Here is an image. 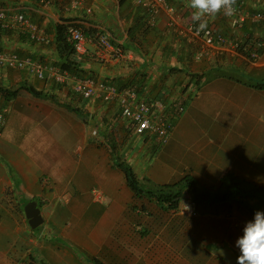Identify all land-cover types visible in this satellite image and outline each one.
<instances>
[{"label": "crops", "instance_id": "crops-1", "mask_svg": "<svg viewBox=\"0 0 264 264\" xmlns=\"http://www.w3.org/2000/svg\"><path fill=\"white\" fill-rule=\"evenodd\" d=\"M45 1L50 4L45 5L43 0H0L1 7L12 15L24 13L51 38L49 43L37 42L11 27L1 39L4 51L68 72L60 68L56 38L68 24L76 23L88 40L86 52L74 55L82 63L85 77H98L119 87L136 88L148 98L162 99L167 113L174 112L178 105L184 107L172 120L170 136L175 129L180 136L192 134L187 126L197 121V113L185 111L204 93L224 99L232 107L241 103V96L246 98L240 105L247 104L245 109L230 114L239 116L236 122L242 123L246 115L256 111L255 120L262 125H250L249 129L252 134L264 135V51L255 62L233 51H215L197 59L195 54L202 43L177 33L192 22L189 0H167L174 11L161 10L151 26L133 0H85L75 7L70 0ZM261 4L264 1L247 0L246 7L253 10ZM216 20L220 32L230 33L222 14ZM246 30L250 36L260 31L250 25ZM98 33L108 34L123 47V56H99ZM44 74L40 78L26 69L0 67V88L12 93L7 99V93L0 90V108L6 110L0 155L8 161L0 166L8 167L9 185L19 199L35 200L44 219L39 228L30 227L31 232H25L24 225L14 228L5 221L0 223V230L10 237L0 243V264H237L240 251L236 240L254 218L251 208L264 209L261 199L234 193L231 200L199 201L194 217L170 214L173 209L160 207L152 196L136 197L115 165L117 160L127 162L145 188L175 182L186 173L157 179L153 167L164 145L156 149L152 137L132 133L115 103L82 98L71 84L49 77L46 70ZM28 86L55 97L35 96L26 89ZM100 119L111 123L115 135H120L117 139L121 147L113 149L102 142V136L96 140L92 137L90 124ZM184 147L187 157L189 153L200 155L196 146ZM258 157L264 164V146L258 147ZM186 169L192 170L188 161ZM207 172L200 175L203 183L196 180L200 188H216L227 173L214 179L207 177L214 174L213 169ZM235 172L239 178L254 181V177L237 169ZM260 174L264 177V170ZM95 189L103 193L105 201L95 200ZM63 195L68 200L64 202L69 204L67 209L58 206ZM188 196L191 194L182 198ZM81 205L95 216L93 221L82 229L65 228L70 216H81ZM11 231L20 234L12 238ZM63 238L68 244H62ZM20 253L23 261L16 262Z\"/></svg>", "mask_w": 264, "mask_h": 264}, {"label": "built area", "instance_id": "built-area-1", "mask_svg": "<svg viewBox=\"0 0 264 264\" xmlns=\"http://www.w3.org/2000/svg\"><path fill=\"white\" fill-rule=\"evenodd\" d=\"M75 7L85 0H70ZM264 1V0H262ZM45 5L49 1L43 0ZM133 2L142 8L146 15V21L151 26L156 23V15L161 10L173 12V6L166 0H133ZM250 10L247 6V0H236L235 13L232 16L222 15L227 19L230 26V33H222L215 24V18H208V26L204 30H198V24L189 23L185 27L177 29L180 36L190 38L191 42L198 40L202 43L197 50L195 57L206 58L212 52L233 51L241 54L245 59L255 62L260 58L264 51V5ZM218 17V15H217ZM246 25L259 28L260 31L250 36L245 34ZM0 26L4 29L16 27L25 33L30 40L49 43L51 38L36 23L26 17L24 13H10V10L0 6ZM64 37L67 43L74 49V55L79 57L86 52L87 37L83 29L76 23L67 25L64 31ZM97 53L99 56L109 55L110 57L120 58L123 56V48L111 36L106 33L97 34ZM0 67L26 69L36 73L38 77L43 78L44 71L51 78L59 82L69 83L72 90L82 98H102L106 102L115 103L120 117L128 122L132 133L152 137L155 146L165 145L170 138L172 129V120L175 116L184 111L182 105L175 107L174 112L167 113L162 99H152L145 96L139 90L133 87L120 88L108 81L94 79L91 77H75L69 72L56 70L53 66L42 65L33 61L29 57H21L16 52L0 51ZM72 82V83H71ZM166 112V113H165ZM6 110L0 108V135L6 123ZM96 132L93 131V134ZM95 200L103 202L105 197L100 190H93ZM185 205L189 210H184ZM195 201L191 196L181 199L177 208L172 212H180L187 216H196Z\"/></svg>", "mask_w": 264, "mask_h": 264}, {"label": "rangeland", "instance_id": "rangeland-1", "mask_svg": "<svg viewBox=\"0 0 264 264\" xmlns=\"http://www.w3.org/2000/svg\"><path fill=\"white\" fill-rule=\"evenodd\" d=\"M174 72L178 73L177 71ZM94 78L100 79L98 77ZM245 79L248 80L247 77H245ZM64 90L67 91L68 89L65 88ZM240 101L241 103L238 106L234 105L232 107L230 104H226L224 99H221L219 97L211 98L210 95L204 93L200 94L196 102L190 103L187 107V110L185 111V114L197 113V121H195V123H190V125L187 126V128L192 130V134L186 137L183 135L180 136L178 129L174 130V134L170 136V142L164 145L165 149L162 150L158 163L153 167V171L157 179H166L172 176L178 177L180 173L185 172L186 174L193 176L196 180L202 182L200 180L202 179L200 175L204 173H209L207 172V170L213 169L214 174L211 176L207 175V177H212L216 179L218 178L217 175H221L224 171H226V174H228L229 176L234 177L236 176L235 170L237 169V172L240 171L242 173H245L247 177H254V181H249L245 178H240L241 180H245L246 183L249 182L250 186H253L254 188L261 187L264 189V177L263 174H260L261 171L264 170V164L263 162H261V157H258V147L264 146V135L252 134V130L249 129L250 125L257 127V125L262 124L257 123V121L255 120L257 118V115H254L253 113H256V111H253V113L250 112V114L246 115L245 119L242 120V123L236 122L239 116L237 118L232 117L233 115L230 114V111L231 113L233 112V114L235 113V111L241 113L242 109H245L247 104H245V106H240L242 102L246 101V98H244L243 96H241ZM181 102L183 101H180L179 103ZM254 104H252L251 107L256 108L255 105L257 104ZM235 107H237L236 110H234ZM115 119L118 118L115 117ZM213 123H216L214 125L217 126L216 128H212L214 127L213 125H211ZM119 128L120 126H117V129ZM93 130L96 132V134L94 135L92 134ZM89 131L93 135L92 137L94 139L96 137H100V139H102L103 137L104 140L102 142H106L113 149H117L118 147L122 146V144L118 142L117 139L118 137L120 138V135H115L116 131L113 130V126L111 125V123H106V120L103 121L100 119L94 122L93 124H90ZM184 145L196 146V148H198L200 152V155L195 156V153H189L187 157V154L185 155L186 147H184ZM156 147V149L159 148V146ZM156 154H158V152ZM240 157L241 160L239 159ZM186 161H188V164L192 170H183ZM2 162L5 165H7L8 163L4 156L0 155V164ZM245 171L250 173H247ZM138 173H140L139 170ZM226 174H224L223 177ZM15 176L18 180L19 175L18 177L17 174ZM9 179L10 178L8 176V167L0 166V223L5 221L13 225L14 228L21 227L17 226L18 224L24 225L25 232H31V228L28 224V221L24 216V206L22 204L24 201H21L19 199L18 194L12 187L13 185H9ZM246 183L244 185L245 187H247ZM233 188L234 190L239 189L237 185H234ZM239 191L237 193L245 195V192H241V190ZM189 192L190 189L185 188L182 193V196L184 194H188ZM224 192L229 193L230 191L220 190L216 193L212 191L211 198L208 202L212 203L214 201H222V198H224L225 196ZM258 195H260V197L264 199V193H259ZM229 197L230 198L228 199L231 200V196ZM58 201H60V205H58L60 208H68L69 204L67 205V203H64L68 201L67 199H65V195H63V198ZM83 202L85 203V201L83 200L81 204ZM61 203L65 205L63 206V204L61 205ZM78 207H81V216H70L68 220L64 222L65 228L82 229L84 228V226L88 225V222L91 223L93 221L94 215H89V212L86 213V211L83 210L82 205ZM170 214L183 216L186 215L180 212L176 213L174 211ZM18 234L20 233L11 231L10 235L12 236V238H14ZM9 239L10 237H6V234H4L2 230H0L1 245H3L2 241H7ZM61 242L62 244H68V242H65V238H63ZM76 249L79 248L77 247ZM14 260L16 262L23 261L22 253H20Z\"/></svg>", "mask_w": 264, "mask_h": 264}, {"label": "trees", "instance_id": "trees-1", "mask_svg": "<svg viewBox=\"0 0 264 264\" xmlns=\"http://www.w3.org/2000/svg\"><path fill=\"white\" fill-rule=\"evenodd\" d=\"M9 31L11 30L1 28L0 26V51L4 50L1 44L2 36H4L6 33H9ZM244 31H247L246 28ZM56 44H57V47L60 53V68L74 75H77L78 77H85L84 68L82 66V63H80V61L74 57L73 46L66 42L64 33L63 34L61 33L59 36H57ZM91 78H94V77H91ZM120 88H123V87H120ZM26 89L30 93L38 97H51V98L55 97L53 94H49L41 90H37L33 86H28ZM0 90H2V93H5V94L7 93L6 94L7 99L11 97L12 93L10 89L0 88ZM115 165L123 172L128 188L133 192V194L136 197H141L142 195L152 196L155 198L157 204L162 208H167V209L177 208L181 201L182 193L185 190V188L190 189V194L193 200L195 201V203L199 201H205V200L209 201V199L211 198L212 191L216 193L220 190L230 191L229 193L224 192L225 196L224 198H222L223 200H225V198H229V196H232V194L237 193L239 190H241V192H245V195L251 194L252 196H256L259 199H261V202L264 203V199H262V197L258 195L259 193H264V189L261 187L254 188L253 186H250L249 182L246 183L245 180L243 179L241 180L237 176L233 177V176H229L228 174H226L220 180L219 185L216 188H203V189L200 188L197 184L196 179L189 174H186L182 176L180 179H178L177 181L169 183V184L157 185L152 188H145L140 182V180L138 179L133 168L127 162L123 160H117L115 162ZM245 183L247 184V187L244 186ZM234 185H237L239 189L234 190L233 188ZM241 195L245 196L244 194H241ZM27 201L28 200L22 203L23 206L27 203ZM257 210L258 209L255 210L251 208V212L253 214H255ZM259 211H264V209H261Z\"/></svg>", "mask_w": 264, "mask_h": 264}, {"label": "clouds", "instance_id": "clouds-1", "mask_svg": "<svg viewBox=\"0 0 264 264\" xmlns=\"http://www.w3.org/2000/svg\"><path fill=\"white\" fill-rule=\"evenodd\" d=\"M235 4L236 0H189V6L193 9L191 19L202 31L208 26V18H215L221 13L234 15ZM184 210L190 211L189 206L185 205ZM236 246L240 251L237 264H264V211L257 210L254 218L245 224Z\"/></svg>", "mask_w": 264, "mask_h": 264}, {"label": "water", "instance_id": "water-1", "mask_svg": "<svg viewBox=\"0 0 264 264\" xmlns=\"http://www.w3.org/2000/svg\"><path fill=\"white\" fill-rule=\"evenodd\" d=\"M24 213L31 228L35 229L43 223L44 219L35 200L28 201L24 205Z\"/></svg>", "mask_w": 264, "mask_h": 264}]
</instances>
